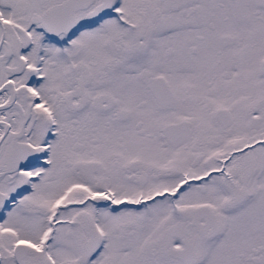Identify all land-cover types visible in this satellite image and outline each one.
Returning <instances> with one entry per match:
<instances>
[{
	"label": "snow or ice",
	"instance_id": "snow-or-ice-1",
	"mask_svg": "<svg viewBox=\"0 0 264 264\" xmlns=\"http://www.w3.org/2000/svg\"><path fill=\"white\" fill-rule=\"evenodd\" d=\"M0 264H264V0H0Z\"/></svg>",
	"mask_w": 264,
	"mask_h": 264
}]
</instances>
